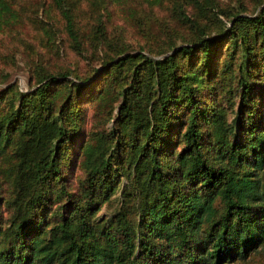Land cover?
<instances>
[{
  "label": "trees",
  "instance_id": "16d2710c",
  "mask_svg": "<svg viewBox=\"0 0 264 264\" xmlns=\"http://www.w3.org/2000/svg\"><path fill=\"white\" fill-rule=\"evenodd\" d=\"M127 1L35 3L59 11L80 50L75 11ZM173 2L198 38L160 58L122 49L94 76L0 88V184L11 186L0 189V264H248L264 248V1L212 34ZM91 99L112 125L86 134ZM74 161L78 191L67 185ZM114 193L120 203L96 217Z\"/></svg>",
  "mask_w": 264,
  "mask_h": 264
},
{
  "label": "rangeland",
  "instance_id": "374dc122",
  "mask_svg": "<svg viewBox=\"0 0 264 264\" xmlns=\"http://www.w3.org/2000/svg\"><path fill=\"white\" fill-rule=\"evenodd\" d=\"M12 1L19 4L18 11H0V88L10 84H15L21 90L33 88L38 75L47 72L67 71L70 77L94 76L97 67L99 69L102 66V61L108 60L107 56L111 57L119 50L143 49L160 58L165 54L161 52L172 43L198 38L192 25L179 18L178 11L173 8L174 0L152 3L129 0L123 5L109 6V11H75V25L81 40V49L77 50L59 11L53 8L44 11V6H36L37 0ZM262 1L211 0V3H207L200 0L198 7L191 0H182L190 17L197 18L207 34L215 33L227 25L230 14L235 10L254 12ZM45 3L47 6L48 0ZM100 37L102 40H99ZM98 72V82L103 85L106 83L105 74ZM97 108V99L86 101V119L83 124L86 134L112 125V119L101 124L100 115L95 116ZM231 115L229 113V117ZM85 139L86 136L81 135L72 150L79 159L82 158L79 142ZM66 173L68 187L78 191L84 176L79 162H72ZM0 189L6 192L11 189L8 180L1 181ZM115 195L117 193L113 194L112 200L101 205L96 217L104 218L111 214L120 203ZM250 259L248 264H264V248Z\"/></svg>",
  "mask_w": 264,
  "mask_h": 264
}]
</instances>
